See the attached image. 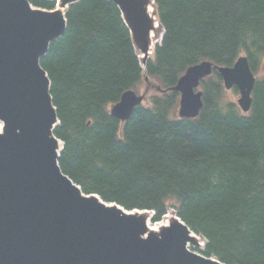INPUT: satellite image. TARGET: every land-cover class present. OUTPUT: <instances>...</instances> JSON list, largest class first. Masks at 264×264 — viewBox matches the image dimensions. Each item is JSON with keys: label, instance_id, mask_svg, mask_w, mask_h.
I'll return each instance as SVG.
<instances>
[{"label": "trees", "instance_id": "16d2710c", "mask_svg": "<svg viewBox=\"0 0 264 264\" xmlns=\"http://www.w3.org/2000/svg\"><path fill=\"white\" fill-rule=\"evenodd\" d=\"M155 12L164 35L144 70L113 1L67 9L64 35L41 58L60 121L59 166L84 194L154 211L153 222L174 209L206 240L195 251L207 258L264 264V0H155ZM241 57L257 75L248 114L226 101L214 70L201 82L199 117L178 116L180 94L171 89L190 67H232ZM145 78L166 92L122 123L110 106Z\"/></svg>", "mask_w": 264, "mask_h": 264}, {"label": "water", "instance_id": "95a60500", "mask_svg": "<svg viewBox=\"0 0 264 264\" xmlns=\"http://www.w3.org/2000/svg\"><path fill=\"white\" fill-rule=\"evenodd\" d=\"M79 1L62 0L61 7ZM111 1L148 53L154 28L150 0ZM65 31L59 10L0 0V264H224L188 248L199 244L181 220L159 235L148 234L147 215L83 194L62 172L53 133L59 119L40 61ZM214 70L226 90L239 91L241 111H251L256 76L248 58L241 57L232 67L207 61L190 67L171 89L181 95L180 118L199 117L204 107L199 88ZM148 91L125 92L111 115L127 122Z\"/></svg>", "mask_w": 264, "mask_h": 264}, {"label": "rangeland", "instance_id": "374dc122", "mask_svg": "<svg viewBox=\"0 0 264 264\" xmlns=\"http://www.w3.org/2000/svg\"><path fill=\"white\" fill-rule=\"evenodd\" d=\"M155 14H156V12L153 14V17L155 16ZM155 33H154L153 37H150V47H152V48L149 49L148 53H145L142 45L135 38L133 39L136 52L138 54V57H139V59H140L141 64H142L143 67L145 66V63L149 59V57H152L153 56L156 45L158 43H160V41H161V37H162V34H163L161 27H159L156 30V26H155ZM263 74H264V70H262L260 73H258V76L261 77ZM149 82H150V80H149ZM154 87L156 88L155 84L152 86V84H148L146 81H143L140 84L139 88L136 91V93L138 95H143V93H145L146 90L149 88V91H148L147 96H146V98H145V100L143 102V105H146V106H149L150 105V103H151V97L154 96L157 93L156 92V89ZM199 90H202V88L199 89ZM225 91H226L225 92V99H226V101H233V102H235L237 104V101H238V99L240 97L239 91L237 90V92H235V89H232V90H226L225 89ZM111 107L112 106H110L109 110L111 109ZM171 211H173L174 214H175V216H176V212H175L174 209H171L170 208L168 210V213L171 212ZM152 224H154V223L152 222ZM189 248H191V250H193V251L198 250V249L203 250L205 248V241L202 240V243L200 245H190Z\"/></svg>", "mask_w": 264, "mask_h": 264}, {"label": "bare ground", "instance_id": "6f19581e", "mask_svg": "<svg viewBox=\"0 0 264 264\" xmlns=\"http://www.w3.org/2000/svg\"><path fill=\"white\" fill-rule=\"evenodd\" d=\"M58 10L61 11L62 13H64V8H62L61 5H58ZM153 10L154 9L152 6L148 7V12L151 15H153L152 14ZM155 26H156V30H157L159 28V23L157 21L154 22V24H153L154 28H153V31H151L150 37H153V35L155 33ZM1 132H2V125H0V133ZM129 213L136 214L137 212L134 211V212H129ZM138 214L147 215L146 217H147V224H148V234L149 233H155V234L159 235L163 229H165L166 227H169L173 223V221L177 220V217L175 216L173 211L169 212L161 222L155 223V224H152V222H151V220H152V214L151 213L144 212V213H138ZM192 236H194L200 244L202 243L201 238L197 237L195 234H192Z\"/></svg>", "mask_w": 264, "mask_h": 264}]
</instances>
